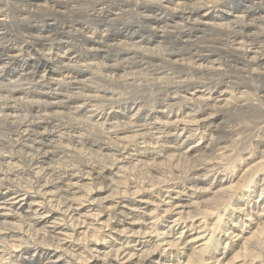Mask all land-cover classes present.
I'll return each mask as SVG.
<instances>
[{
	"label": "bare ground",
	"instance_id": "bare-ground-1",
	"mask_svg": "<svg viewBox=\"0 0 264 264\" xmlns=\"http://www.w3.org/2000/svg\"><path fill=\"white\" fill-rule=\"evenodd\" d=\"M263 195L264 0H0V264H264Z\"/></svg>",
	"mask_w": 264,
	"mask_h": 264
},
{
	"label": "rangeland",
	"instance_id": "rangeland-1",
	"mask_svg": "<svg viewBox=\"0 0 264 264\" xmlns=\"http://www.w3.org/2000/svg\"><path fill=\"white\" fill-rule=\"evenodd\" d=\"M260 178H258V180H257V184H258V182H259V184L261 183H263V181H260L259 180ZM264 196V195H263ZM263 196L261 197V198H255L254 196H253V201H250L251 199H249L248 201H250L249 202V207H248V210H250L251 211V213H253V211H256L257 209H258V205H261V206H264V204H262L261 203V200H262V198H263ZM256 200H257V204H255V202H256ZM251 203V204H250ZM261 203V204H260ZM255 205H257V208H255ZM246 207V206H245ZM244 208V207H243ZM256 209V210H255ZM248 210L245 212V213H247L248 212ZM264 216V215H263ZM246 218H248L249 220H250V217L248 216V217H246ZM230 220V219H229ZM227 222H228V219L226 220ZM233 220L231 219L229 222H232ZM254 223L256 222V220H254L253 221ZM247 223H249V222H247ZM187 230V229H186ZM186 230H185V233H186ZM194 232H195V230H192L191 231V233L192 234H194ZM188 234H190V232L189 233H187V235ZM190 243V242H189ZM188 242L187 243H185L184 245H181V246H188V244H189ZM199 244H201V241L200 242H198V243H195L194 245L195 246H198ZM226 245V243L225 244H223V246H225ZM180 246V247H181ZM220 246H222V244L220 245ZM220 248V247H219ZM230 249V251L231 250H233V248L232 247H229V245H227V248H226V252H228V250ZM180 251L182 252V254H181V256H182V258H181V261L179 262V261H176L175 260V264H182L183 263V261H185L184 262V264H187V262H188V256L186 255V254H191V250L189 249V247H187L186 249H180ZM180 252V253H181ZM184 252V253H183ZM175 253H176V251H175ZM186 255V256H185ZM226 254H223V255H221L220 256V260L218 261V263L216 262V263H214V264H225L226 263V260H222V258H226V256H225ZM172 258V257H171ZM214 260L213 259H209V260H207L206 262H205V264H212V262H213ZM165 262H169V261H165Z\"/></svg>",
	"mask_w": 264,
	"mask_h": 264
}]
</instances>
